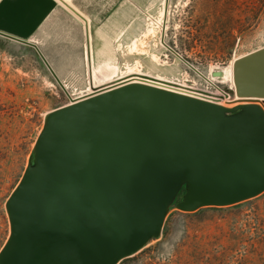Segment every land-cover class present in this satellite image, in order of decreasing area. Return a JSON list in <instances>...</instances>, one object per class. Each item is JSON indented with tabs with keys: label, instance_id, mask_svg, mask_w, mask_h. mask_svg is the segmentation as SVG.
<instances>
[{
	"label": "water",
	"instance_id": "obj_1",
	"mask_svg": "<svg viewBox=\"0 0 264 264\" xmlns=\"http://www.w3.org/2000/svg\"><path fill=\"white\" fill-rule=\"evenodd\" d=\"M233 75L231 107L127 82L50 111L6 202L0 264H119L162 234L183 186L184 212L263 193L264 46Z\"/></svg>",
	"mask_w": 264,
	"mask_h": 264
},
{
	"label": "rangeland",
	"instance_id": "obj_2",
	"mask_svg": "<svg viewBox=\"0 0 264 264\" xmlns=\"http://www.w3.org/2000/svg\"><path fill=\"white\" fill-rule=\"evenodd\" d=\"M139 1L143 8L135 10L145 18L126 42L116 45L121 61L94 68V77L95 71L99 74L94 79L102 83L91 82L89 90L108 83L160 86L123 80L151 75L185 84L189 91L201 90L225 106L239 104L233 64L264 46V0H154V5ZM216 70H224L222 77L212 75ZM157 78L150 79H161ZM87 84L58 83L31 48L0 38V251L10 235L7 199L34 162L36 140L48 113L76 99ZM177 204L178 199L162 234L119 264H264V192L238 204L193 212Z\"/></svg>",
	"mask_w": 264,
	"mask_h": 264
},
{
	"label": "crops",
	"instance_id": "obj_3",
	"mask_svg": "<svg viewBox=\"0 0 264 264\" xmlns=\"http://www.w3.org/2000/svg\"><path fill=\"white\" fill-rule=\"evenodd\" d=\"M135 8L142 9L143 2L0 0V38L31 48L58 83H91L94 68L121 61L116 45L145 16Z\"/></svg>",
	"mask_w": 264,
	"mask_h": 264
},
{
	"label": "bare ground",
	"instance_id": "obj_4",
	"mask_svg": "<svg viewBox=\"0 0 264 264\" xmlns=\"http://www.w3.org/2000/svg\"><path fill=\"white\" fill-rule=\"evenodd\" d=\"M135 45V44H134ZM233 64V63H232ZM231 67V65L229 66V68ZM105 68V67H104ZM96 69V68H95ZM227 69V68H226ZM224 71V70H223ZM222 71V72H223ZM226 71V70H225ZM232 71V70H231ZM108 72H109V70H108ZM228 74L229 73V70L228 71H226L225 72V74ZM231 73V72H230ZM229 73V74H230ZM101 74V73H100ZM138 74H141V73H138ZM142 74H144V73H142ZM224 74V73H223ZM93 76V75H92ZM142 76H146V77H150V78H157V77H155V76H151V75H134V76H131V77H128L127 79H123L124 81L126 80H128V81H153L155 84H157V85H160V86H165L166 88H174V89H177L178 91L180 90V91H182L183 93L184 92H186V93H188V92H191V91H189V90H187V88H185V87H189V86H185V84L183 85V84H181V83H177V82H174V81H169L168 79H166V78H164V77H158L157 79H159V78H161L162 79V81H164V82H162V81H160L161 79H159V81H157V80H153V79H150V78H146V77H142ZM227 76H230V75H227ZM231 76H232V74H231ZM96 77V78H95ZM95 79H97L98 77H99V74L95 71ZM102 77V76H101ZM106 77H107V75H106ZM124 77V76H123ZM126 77V76H125ZM120 78H122V77H120ZM120 78H117V79H120ZM227 78V77H226ZM230 78V77H229ZM228 78V79H229ZM232 78V77H231ZM234 78V77H233ZM117 79H112V78H110V80L111 81H115V80H117ZM105 80V79H104ZM96 82H97V80H95ZM108 81V80H107ZM107 81H106V83H107ZM122 81V80H121ZM123 81V82H124ZM125 81V82H126ZM234 81V80H233ZM99 82H101L102 83V79L99 81L98 80V82H97V84H99ZM103 82H105V81H103ZM109 82V81H108ZM118 82H120V81H118ZM117 82V83H118ZM168 82V83H167ZM95 83V82H94ZM113 83H108V84H105V85H101V86H98V87H95V88H103V87H105V86H108V85H112ZM172 84H176V85H172ZM191 88V87H190ZM191 90H193V89H191ZM176 91V90H175ZM197 91V90H196ZM246 101H248V100H245L244 102H246Z\"/></svg>",
	"mask_w": 264,
	"mask_h": 264
},
{
	"label": "built area",
	"instance_id": "obj_5",
	"mask_svg": "<svg viewBox=\"0 0 264 264\" xmlns=\"http://www.w3.org/2000/svg\"><path fill=\"white\" fill-rule=\"evenodd\" d=\"M89 84H90V82H88L87 87L85 88V90H83L82 92L77 94L76 99H74L73 101L82 99L84 97H87V96L92 95V94L97 92L98 88H93L92 90H89ZM230 87L233 88V85L231 83H230ZM188 94L193 95V96H197V97H200V98H204V99H207V100H211V101H216L210 95H208L207 93H205V92H203L201 90H199V91H191V92H188ZM73 101H71V102H73ZM254 101L264 108V99L258 98V99L254 100ZM216 102H218V101H216Z\"/></svg>",
	"mask_w": 264,
	"mask_h": 264
},
{
	"label": "trees",
	"instance_id": "obj_6",
	"mask_svg": "<svg viewBox=\"0 0 264 264\" xmlns=\"http://www.w3.org/2000/svg\"><path fill=\"white\" fill-rule=\"evenodd\" d=\"M185 192H186V186H183V188L180 190V192L176 198V200L178 199V203L183 199Z\"/></svg>",
	"mask_w": 264,
	"mask_h": 264
}]
</instances>
